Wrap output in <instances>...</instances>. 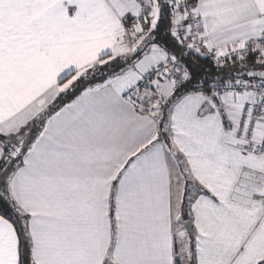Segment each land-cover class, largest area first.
I'll list each match as a JSON object with an SVG mask.
<instances>
[{
    "label": "snow or ice",
    "instance_id": "6c2138e0",
    "mask_svg": "<svg viewBox=\"0 0 264 264\" xmlns=\"http://www.w3.org/2000/svg\"><path fill=\"white\" fill-rule=\"evenodd\" d=\"M0 264H264V0H0Z\"/></svg>",
    "mask_w": 264,
    "mask_h": 264
}]
</instances>
